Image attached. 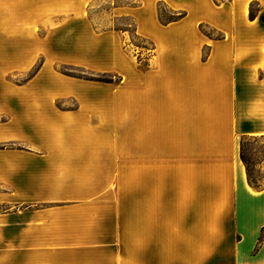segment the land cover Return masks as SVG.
I'll list each match as a JSON object with an SVG mask.
<instances>
[{"label": "crops", "instance_id": "crops-1", "mask_svg": "<svg viewBox=\"0 0 264 264\" xmlns=\"http://www.w3.org/2000/svg\"><path fill=\"white\" fill-rule=\"evenodd\" d=\"M201 4L193 33L166 41L153 30L188 13L163 26L156 8L145 68H114L125 81L75 110L0 92V264H264V189L240 160L241 139L264 136V0ZM32 55L1 44L0 86Z\"/></svg>", "mask_w": 264, "mask_h": 264}, {"label": "rangeland", "instance_id": "rangeland-1", "mask_svg": "<svg viewBox=\"0 0 264 264\" xmlns=\"http://www.w3.org/2000/svg\"><path fill=\"white\" fill-rule=\"evenodd\" d=\"M58 1L60 4L0 0V45L29 48L34 57L27 70L17 64L5 70L6 85L0 86V92L12 88L15 94H31L41 90L56 98L58 110L68 111L78 107L73 95L91 93V85H121L126 76L114 68L131 76L132 66L144 69L156 53V43L147 36L148 17H156L159 2L171 9L170 5L181 0ZM201 1L184 0L183 11L188 15L183 26L153 30L157 38L166 41L179 32L193 33L195 22L203 17ZM124 17L131 21H117ZM124 23L133 24L138 38L116 29ZM109 75L113 77L110 84L91 78ZM247 148L253 175L264 184V140L249 141Z\"/></svg>", "mask_w": 264, "mask_h": 264}, {"label": "trees", "instance_id": "trees-1", "mask_svg": "<svg viewBox=\"0 0 264 264\" xmlns=\"http://www.w3.org/2000/svg\"><path fill=\"white\" fill-rule=\"evenodd\" d=\"M259 4L257 2H252L249 7V18L250 20H254L256 18V12L258 10ZM157 13H158V19L161 25L167 26L171 23L178 22L182 20L184 17H186V12L184 11H173L171 9H168L163 2H159L157 5ZM117 21H131L129 17L120 18V20ZM261 23L264 24V18H261ZM133 24L132 23H124L122 27H116L118 31L122 32H128L132 39L138 38L134 28L132 29ZM201 32L206 35L210 39L219 40L222 38L221 34L215 32L214 30L208 28L204 24H200L199 26ZM151 45V44H150ZM138 48H142L138 45H135ZM153 49V48H152ZM206 54L204 53V59ZM92 80H95L97 82L102 83H113V77L110 75L106 78L101 77H91ZM258 140H264V136H244L240 141V160L242 161L243 165L246 169V175H247V182L248 185L255 191H261L264 189V184H261L260 181L255 179L253 175V168L252 164L250 163V159L248 158V148L247 143L249 141H258ZM262 238L259 240V244H261ZM258 244V246H259Z\"/></svg>", "mask_w": 264, "mask_h": 264}]
</instances>
